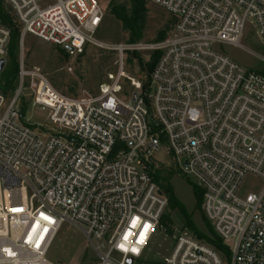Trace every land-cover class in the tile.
<instances>
[{"label":"built area","instance_id":"built-area-1","mask_svg":"<svg viewBox=\"0 0 264 264\" xmlns=\"http://www.w3.org/2000/svg\"><path fill=\"white\" fill-rule=\"evenodd\" d=\"M2 1L21 30V59L8 104L0 93V264H55L49 254L64 224L83 232L98 264H264V75L219 49L243 48L248 24L264 44V0H145L176 20L169 37L110 48L116 72L98 93L75 97L42 70H25V38L74 57L105 48L97 36L110 2ZM11 39L0 18V64ZM141 52L161 54L150 92L133 82L125 94L128 55ZM162 145L202 189V211L228 256L186 228L168 238L165 257L151 255L168 232L169 200L150 170ZM249 179L261 187L244 191Z\"/></svg>","mask_w":264,"mask_h":264},{"label":"rangeland","instance_id":"rangeland-1","mask_svg":"<svg viewBox=\"0 0 264 264\" xmlns=\"http://www.w3.org/2000/svg\"><path fill=\"white\" fill-rule=\"evenodd\" d=\"M99 1L107 5L108 2H112L113 0ZM115 1L123 3L127 0ZM3 7L8 10L4 4ZM147 9L149 12L144 35L139 41L133 43L130 42V36L122 29L121 23L106 11L102 29L97 36L98 41L102 42L106 47H91L87 57L83 60H80L79 57L71 56L64 48L53 46L28 35L25 38L23 50L25 70L30 71L33 68L42 70L47 74L57 89L69 96L94 95L98 93L100 83H105L108 76L116 72V56L114 52L110 51V48L122 44L157 43L156 39L159 32L168 26L170 27L169 23L172 16L162 8L153 4H147ZM242 46L243 48L240 49L230 45H220L219 49L223 54L233 59L243 68L259 74L264 73V44L258 37L253 24H248L242 39ZM140 55L146 64L153 61L152 57L154 53L141 52ZM130 58L133 59L134 56L129 54L128 59ZM20 59L21 52L19 49V53L16 55L17 63H14V60L9 56L4 70L0 72V93L6 99V104H8L14 92L7 93L4 90V83L8 81L11 72L16 70L17 74L14 88H17ZM136 64L128 63L127 60L125 67L126 78L123 83V93L125 94L130 95L133 93L135 88L132 85L133 82L139 83L142 86V82L147 83L149 80L145 77L146 71L141 70L139 65ZM149 92V85L147 88H142L143 94L148 95ZM26 117H32L34 122H40L36 117V113L32 112V110H29ZM152 163L150 167L152 174H157L165 182L164 186L154 180L159 187L165 191V188L170 186L175 198L189 213H193L194 224L198 231L210 238H215L211 231H209L212 226L210 225V228V223L206 220L203 211L196 207L197 204L194 195V187H198L196 180L193 177L186 176L180 170L177 160L170 156L166 147L163 145L154 155ZM260 187L261 182L255 179H249L244 191H254ZM165 214L163 227L168 232L160 233L157 246L154 247V252L151 254L154 257L157 252L162 257H165V253H162L161 249L166 245L167 240H169L168 238H176L182 228H185L182 217L170 205ZM49 259L55 264L99 263L96 253L83 232L77 226L70 224H64L62 226L50 251ZM149 260H154V258L149 257ZM137 263L140 264V262ZM144 264L158 263L149 262ZM225 264H229V257L225 259Z\"/></svg>","mask_w":264,"mask_h":264},{"label":"trees","instance_id":"trees-1","mask_svg":"<svg viewBox=\"0 0 264 264\" xmlns=\"http://www.w3.org/2000/svg\"><path fill=\"white\" fill-rule=\"evenodd\" d=\"M147 2L145 0H127L126 2L120 3L115 0L109 3L106 8L107 13L116 19L118 22L121 23L122 29L130 36V42L139 41L140 38L144 35L147 25V17H148V9H147ZM0 18L3 24L11 31L12 39L11 45L9 50V56L14 60V63H17L16 55L19 53L20 49V37H21V30L19 27L18 22L16 19L10 14L8 10L3 7V1L0 0ZM176 20L172 17L170 20V27H166L162 31L159 32L156 42H163L166 40L171 32L173 31L174 25ZM172 26V28H171ZM90 48L84 52L83 55L79 57L80 60H83L87 57ZM133 59H128V63H137L140 69L146 71L145 77L148 78V82H142V88H147L148 85L150 86V78L151 74L160 58V52H155L152 59L153 61L149 64H146L140 55V53H133ZM16 70L11 72L8 77V81L4 83V90L7 93H12L15 91L14 82L16 78ZM264 75V73H262ZM103 83H100V85ZM67 95V94H66ZM153 179L159 183L160 185L165 186L164 179H161L157 176V174H152ZM166 179V178H165ZM165 194L169 200V205L173 210H177L180 216L184 221L185 228L193 234V236L202 243H205L212 248H214L218 252H222L225 255H229L228 249L226 246L223 245L222 241L217 238L214 234L213 229L210 228L212 235L215 238H210L206 235L201 234L198 229L196 228L193 220V213H189L187 209L175 198V195L171 189V187L165 188ZM194 195L196 199V207L202 210V202H203V191L201 188L194 187Z\"/></svg>","mask_w":264,"mask_h":264},{"label":"snow or ice","instance_id":"snow-or-ice-1","mask_svg":"<svg viewBox=\"0 0 264 264\" xmlns=\"http://www.w3.org/2000/svg\"><path fill=\"white\" fill-rule=\"evenodd\" d=\"M13 211H18V209H13ZM44 219L48 220L49 217L47 216H44ZM139 218H135L132 222V226L135 227L136 226V223L138 221ZM151 226L150 225H144V231L140 233V238L139 240L137 241V243H140V244H143L145 242V233L148 231V229L150 228ZM33 231H35V228L33 229ZM47 231V229H45V232ZM131 235V233H128L124 236V239L127 240L128 239V236ZM40 239L42 240L43 239V236L40 237ZM37 247H39V241L37 242ZM121 248H123L124 246L123 245H120ZM133 252H138V249L136 248H133L132 249Z\"/></svg>","mask_w":264,"mask_h":264},{"label":"water","instance_id":"water-1","mask_svg":"<svg viewBox=\"0 0 264 264\" xmlns=\"http://www.w3.org/2000/svg\"><path fill=\"white\" fill-rule=\"evenodd\" d=\"M5 61H3L1 64H0V72H2L3 70H4V68H5ZM128 263L129 264H133V260L132 259H130L129 261H128Z\"/></svg>","mask_w":264,"mask_h":264},{"label":"bare ground","instance_id":"bare-ground-1","mask_svg":"<svg viewBox=\"0 0 264 264\" xmlns=\"http://www.w3.org/2000/svg\"><path fill=\"white\" fill-rule=\"evenodd\" d=\"M163 230H166V229L163 227ZM180 232H181V231H180ZM180 232H179V233H180ZM160 233H161V232H160ZM162 233H166V231H162ZM179 233H178V234H179ZM178 234H177V236H178ZM177 236H176V237H177Z\"/></svg>","mask_w":264,"mask_h":264}]
</instances>
